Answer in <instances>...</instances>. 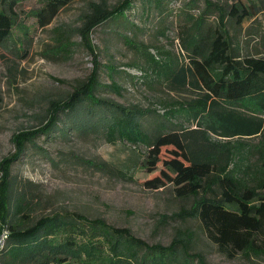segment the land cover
Returning a JSON list of instances; mask_svg holds the SVG:
<instances>
[{
    "label": "trees",
    "instance_id": "1",
    "mask_svg": "<svg viewBox=\"0 0 264 264\" xmlns=\"http://www.w3.org/2000/svg\"><path fill=\"white\" fill-rule=\"evenodd\" d=\"M42 1L43 7L34 12L40 27L50 25L70 2ZM155 1L162 4V0ZM18 4L19 0H0V46L12 39L20 25ZM132 6L133 0L114 6L107 0L90 1L80 35L87 40L92 30L127 17ZM206 9L209 12L191 25L183 39L188 68L174 70L173 66L162 71V55L129 42L147 59L150 74L163 77L175 90L188 86L201 90L199 99L172 102L159 114L104 98L102 90L120 93L122 88L116 82L103 85L99 71L105 65L97 58L88 80L81 81L67 98L50 102L39 128L15 135L17 153L0 163V232L3 226L10 232L0 250L2 264H210L202 254L192 253L189 232L179 233L170 245L163 246L148 244L130 229L80 214L56 212L26 223L31 203L22 189L27 184L19 185L20 189L12 177V165L39 137L67 130L100 133L109 143L144 147V163L151 165L150 170L161 162L163 147L172 146V156L163 160L161 176L147 181V187L160 189L166 180L174 184L179 197H194L196 205L173 218L198 219L223 253L264 256L260 242L264 236V36L260 56L243 55L222 24L212 33L205 32L213 8ZM227 11L239 25L255 17L242 4ZM59 44L62 51H68L67 39ZM155 114L161 119L146 128L145 120ZM64 118L71 122L68 128L59 126Z\"/></svg>",
    "mask_w": 264,
    "mask_h": 264
},
{
    "label": "rangeland",
    "instance_id": "2",
    "mask_svg": "<svg viewBox=\"0 0 264 264\" xmlns=\"http://www.w3.org/2000/svg\"><path fill=\"white\" fill-rule=\"evenodd\" d=\"M90 1L97 0H70L50 25L40 27L34 12L43 7V1L19 0L20 25L12 39L0 46V163L17 153L16 134L39 128L51 101L67 98L81 81L91 77L97 58L105 65L99 71L103 85L116 82L122 88L120 93L102 90L104 98L159 114L172 102L199 99L201 90L191 86L175 90L163 77L150 74L147 59L129 42L162 55V71L173 66L174 70L188 68L183 39L208 6L213 9L207 15L205 32L212 33L222 24L241 54L261 55L264 0H162L161 5L155 0H133L127 17L108 21L85 40L79 30ZM123 1L107 0L110 6ZM234 4L250 7L255 17L239 25L227 11ZM62 39H67L68 51H62ZM160 119L157 114L147 118L145 127H153ZM63 124L68 128L71 122L64 118L59 126ZM172 150V146L163 147L161 162L150 170L151 165L144 163V147L109 143L100 133L67 130L41 136L28 145L11 170L18 186L27 184L26 189L19 186L31 203L26 223L56 212L80 214L130 229L148 244L163 246L170 245L179 233L189 232L192 253L202 254L210 264H264L263 255L223 253L198 219L173 218L197 203L194 197H179L173 183L165 180L160 189L147 187V181L161 176L163 160L172 156ZM260 242L264 243V236Z\"/></svg>",
    "mask_w": 264,
    "mask_h": 264
},
{
    "label": "built area",
    "instance_id": "3",
    "mask_svg": "<svg viewBox=\"0 0 264 264\" xmlns=\"http://www.w3.org/2000/svg\"><path fill=\"white\" fill-rule=\"evenodd\" d=\"M3 231H5V232L3 234V237H1V239H0V250L5 247L6 241L10 235V232L8 229L5 228V229H3Z\"/></svg>",
    "mask_w": 264,
    "mask_h": 264
}]
</instances>
